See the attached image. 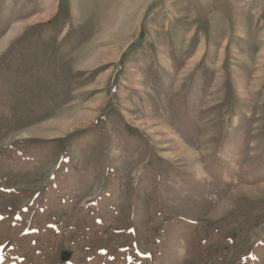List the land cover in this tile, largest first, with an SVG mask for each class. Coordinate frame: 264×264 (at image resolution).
Here are the masks:
<instances>
[{
    "label": "rangeland",
    "instance_id": "obj_1",
    "mask_svg": "<svg viewBox=\"0 0 264 264\" xmlns=\"http://www.w3.org/2000/svg\"><path fill=\"white\" fill-rule=\"evenodd\" d=\"M62 252L264 264V0H0V264Z\"/></svg>",
    "mask_w": 264,
    "mask_h": 264
},
{
    "label": "water",
    "instance_id": "obj_2",
    "mask_svg": "<svg viewBox=\"0 0 264 264\" xmlns=\"http://www.w3.org/2000/svg\"><path fill=\"white\" fill-rule=\"evenodd\" d=\"M68 256H69V254L68 253H62V255H61V260H65V259H67L68 258Z\"/></svg>",
    "mask_w": 264,
    "mask_h": 264
},
{
    "label": "bare ground",
    "instance_id": "obj_3",
    "mask_svg": "<svg viewBox=\"0 0 264 264\" xmlns=\"http://www.w3.org/2000/svg\"><path fill=\"white\" fill-rule=\"evenodd\" d=\"M38 19H39V17H36V18H34L33 20H34V21H35V20L37 21ZM33 20H32V21H33ZM17 28H18V27H17Z\"/></svg>",
    "mask_w": 264,
    "mask_h": 264
}]
</instances>
